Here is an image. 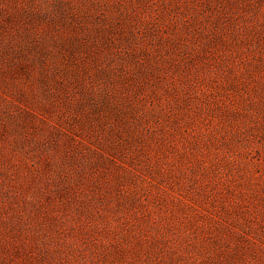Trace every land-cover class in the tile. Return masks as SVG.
<instances>
[{
	"label": "rangeland",
	"instance_id": "obj_1",
	"mask_svg": "<svg viewBox=\"0 0 264 264\" xmlns=\"http://www.w3.org/2000/svg\"><path fill=\"white\" fill-rule=\"evenodd\" d=\"M0 264H264V0H0Z\"/></svg>",
	"mask_w": 264,
	"mask_h": 264
}]
</instances>
